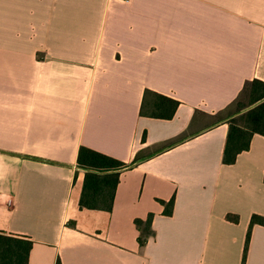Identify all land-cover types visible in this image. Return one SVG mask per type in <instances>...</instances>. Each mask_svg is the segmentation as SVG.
<instances>
[{
  "label": "crops",
  "instance_id": "crops-1",
  "mask_svg": "<svg viewBox=\"0 0 264 264\" xmlns=\"http://www.w3.org/2000/svg\"><path fill=\"white\" fill-rule=\"evenodd\" d=\"M253 79L264 0H0V231L27 264H264V135L224 164L228 124L204 123ZM146 89L172 118L140 115ZM81 146L140 158L110 210L79 206Z\"/></svg>",
  "mask_w": 264,
  "mask_h": 264
},
{
  "label": "trees",
  "instance_id": "trees-1",
  "mask_svg": "<svg viewBox=\"0 0 264 264\" xmlns=\"http://www.w3.org/2000/svg\"><path fill=\"white\" fill-rule=\"evenodd\" d=\"M248 86L250 87L248 93L250 100L248 105L250 107L248 110L242 107L235 111L238 114L245 112L243 115L245 123H235V120L230 115L217 121H225L228 124V132L222 155V162L224 164L233 163L237 154L249 148L250 139L253 134L264 135V82L258 79L247 81L240 93L246 90ZM178 105V100L146 89L142 98L140 115L170 119L173 117ZM235 112L234 114H236ZM144 138L145 133L142 135V140ZM181 141L182 139L173 141L167 147H171ZM139 161L140 158L136 156L130 163H125L104 153L81 146L77 154V165L85 173L79 206L88 209L110 210L119 173L133 167ZM159 202L164 205L163 213L170 215L174 198H170L167 202L163 200H159ZM152 217L153 214L149 213L144 220L139 218L134 220L139 231L138 242L141 247L145 244L148 237L153 236V231L150 227ZM227 217L230 218L229 216ZM254 224H264V217L258 215L251 216L249 229L245 238L244 255L249 241L250 229ZM32 243L31 239L23 235L7 234L0 231V264H27ZM55 264L61 263L59 260H56Z\"/></svg>",
  "mask_w": 264,
  "mask_h": 264
},
{
  "label": "rangeland",
  "instance_id": "rangeland-1",
  "mask_svg": "<svg viewBox=\"0 0 264 264\" xmlns=\"http://www.w3.org/2000/svg\"><path fill=\"white\" fill-rule=\"evenodd\" d=\"M249 89L250 87H246V90H244L242 93L239 94V96L229 105L227 106V108H225L223 111L219 112L217 115L212 116V118H204V123H209L211 122H216L217 120L226 117L227 115H230V117L232 119L235 120V123L237 124H241V123H245L244 122V117L243 115L245 114V112H240L239 114L236 113L235 111L237 109H240L242 107L248 108L250 107L249 102V98H248V93H249ZM234 112L236 114H234ZM233 113V114H232ZM232 114V115H231Z\"/></svg>",
  "mask_w": 264,
  "mask_h": 264
}]
</instances>
